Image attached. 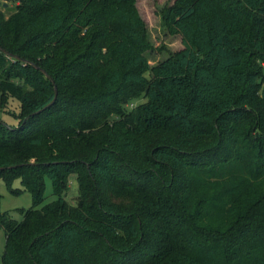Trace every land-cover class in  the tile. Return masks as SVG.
I'll list each match as a JSON object with an SVG mask.
<instances>
[{"label":"trees","instance_id":"1","mask_svg":"<svg viewBox=\"0 0 264 264\" xmlns=\"http://www.w3.org/2000/svg\"><path fill=\"white\" fill-rule=\"evenodd\" d=\"M162 13L151 65L137 0H1L0 177L33 199L3 264H264V0Z\"/></svg>","mask_w":264,"mask_h":264},{"label":"rangeland","instance_id":"2","mask_svg":"<svg viewBox=\"0 0 264 264\" xmlns=\"http://www.w3.org/2000/svg\"><path fill=\"white\" fill-rule=\"evenodd\" d=\"M175 0H137V6L140 14L146 22L147 34L150 41V47L146 50L149 63L151 65L166 58L172 52L183 47L181 36L178 33H171L163 21V9ZM145 98H138L129 103L128 106H135L138 102ZM11 110L18 112L20 110V102L18 98L12 97L6 107L0 108V119L10 125H16L19 118ZM12 188H20L22 191L14 193ZM78 194V184L76 174L70 175V188L66 194V199L70 203H75V196ZM0 195H1V211H8L10 215L21 220L23 218L22 208H29L33 204L31 193L24 189L20 179H15L11 185H8L3 178L0 177ZM55 198L52 193L51 180L47 181L45 202ZM5 250V231L0 228V264H3L2 255Z\"/></svg>","mask_w":264,"mask_h":264},{"label":"water","instance_id":"3","mask_svg":"<svg viewBox=\"0 0 264 264\" xmlns=\"http://www.w3.org/2000/svg\"><path fill=\"white\" fill-rule=\"evenodd\" d=\"M0 2H1V0H0ZM8 3L5 1L4 2V5H7ZM0 48L2 49V47L0 46ZM34 64V63H33ZM35 65V64H34ZM37 66V65H36ZM38 68H40L39 66H37ZM43 72H45L46 73V71L44 70V69H42V68H40ZM46 75L52 80V82L54 83V79L49 75V74H47L46 73ZM55 88H56V93H57V87H56V85H55Z\"/></svg>","mask_w":264,"mask_h":264}]
</instances>
